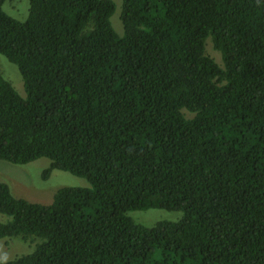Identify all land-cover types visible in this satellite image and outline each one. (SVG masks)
Segmentation results:
<instances>
[{"label": "trees", "instance_id": "obj_1", "mask_svg": "<svg viewBox=\"0 0 264 264\" xmlns=\"http://www.w3.org/2000/svg\"><path fill=\"white\" fill-rule=\"evenodd\" d=\"M0 0V159L86 178L49 204L0 181V264H264V0ZM181 211L152 226L131 211ZM10 240V239H9ZM31 246V247H32Z\"/></svg>", "mask_w": 264, "mask_h": 264}, {"label": "rangeland", "instance_id": "obj_2", "mask_svg": "<svg viewBox=\"0 0 264 264\" xmlns=\"http://www.w3.org/2000/svg\"><path fill=\"white\" fill-rule=\"evenodd\" d=\"M116 10L111 21L115 30L123 33V24L120 20L122 0H113ZM29 0H7L4 7L11 15L20 20L26 18ZM0 71L12 82L18 92L25 96L24 82L18 67L0 53ZM50 160L42 157L27 164H14L0 159V181L9 185L16 197L25 198L32 202L49 204L53 201L58 189L64 186H89L86 178L74 175L68 171L54 169L44 176ZM181 211H168L151 208L147 210L131 211L130 215L136 222L152 226L162 220H179ZM9 217L0 213V221H7ZM10 239V240H9ZM17 238L0 239V262L11 260L19 255L32 251L30 243L21 242ZM32 246V247H31Z\"/></svg>", "mask_w": 264, "mask_h": 264}]
</instances>
